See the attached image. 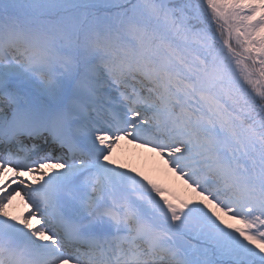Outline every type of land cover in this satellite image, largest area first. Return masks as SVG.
Segmentation results:
<instances>
[{
    "label": "snow or ice",
    "instance_id": "6c2138e0",
    "mask_svg": "<svg viewBox=\"0 0 264 264\" xmlns=\"http://www.w3.org/2000/svg\"><path fill=\"white\" fill-rule=\"evenodd\" d=\"M0 264H264V0H0Z\"/></svg>",
    "mask_w": 264,
    "mask_h": 264
}]
</instances>
